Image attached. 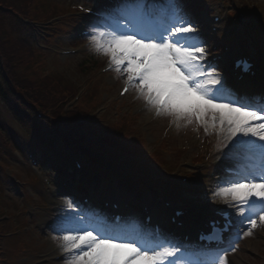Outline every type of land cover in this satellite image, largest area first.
<instances>
[{
	"label": "snow or ice",
	"instance_id": "obj_1",
	"mask_svg": "<svg viewBox=\"0 0 264 264\" xmlns=\"http://www.w3.org/2000/svg\"><path fill=\"white\" fill-rule=\"evenodd\" d=\"M87 11L92 18L85 38L91 51L108 58L107 70L122 82V95L135 94L147 111L178 129L195 126L217 137L216 159L224 163L199 201L223 207L212 209L219 219L200 234L206 243L193 244L152 226L150 217L122 219L66 196L52 237L66 254L64 264H227L240 240L264 228V47L259 90H242L218 70L219 57L209 59L217 30L190 10L188 0H108ZM244 15L230 23L243 22ZM247 23L264 36V18ZM241 65L248 73L250 65ZM89 123L117 152L138 153L134 144Z\"/></svg>",
	"mask_w": 264,
	"mask_h": 264
},
{
	"label": "rangeland",
	"instance_id": "obj_2",
	"mask_svg": "<svg viewBox=\"0 0 264 264\" xmlns=\"http://www.w3.org/2000/svg\"><path fill=\"white\" fill-rule=\"evenodd\" d=\"M90 1L91 0H87V2H84V4H88ZM35 2L36 0H26V5L30 4L28 7L30 14L28 17L29 20L46 21L53 15L55 16L65 12L62 8L54 6L48 0H39L37 4H35ZM211 4L215 7L214 11L217 12L218 4L213 1ZM221 9L224 10V12L227 11V9L224 7H221ZM220 11L221 10H219V12ZM45 13H49L48 16L42 19L35 18L36 15ZM5 24L12 36L16 38L17 34L14 30V23L10 24L6 22ZM57 26V30H47V33L50 35L49 37L53 39L54 42V44L49 46L50 49H53V47L58 43V40H61V44H64L63 38L65 37L63 36L73 31V26H69L63 21H61ZM51 35H53V37ZM10 50L11 49L7 45V42H4L2 39H0V56L4 57V60L7 62H11V57L8 56L11 54L8 53ZM28 70L30 71V68H28ZM9 76L16 82V85L18 86V92L24 94L34 90L33 85H27L25 82H21L22 80L26 81L29 79L28 71L23 66L13 65ZM117 88L118 87H115V89ZM132 97H134V94ZM114 100L117 101V99ZM134 110L136 114L140 115L139 117H141L140 119L143 121L145 127L151 129L154 133V137L152 138L153 143L150 147H148L152 153L154 152L153 156H151L153 161L150 162L148 161L149 159L142 160L137 157H128L119 152H117V154H111L110 150L102 151V153L110 155L117 164L122 166L127 171V176H147V178L151 179L155 184H158L162 178V175L160 173H156V170L173 173L176 175L175 177H178L179 175L184 176V174L192 175V173L188 172L187 170H184L183 174L178 172L177 167L188 169L187 166L189 165H184L183 163L194 162V158L198 157L200 154H205L206 159L209 160L208 162L214 163V159L219 154L217 151L216 136L214 140L213 138L211 139L212 142L214 141V145L212 143L210 147H206L202 143L204 141H202V137L197 138L198 129L195 126L178 129L166 118H157L154 113L149 111L141 113L140 106H137ZM1 119L8 121V118H5L3 115H1ZM90 139H92V142L95 144L94 149L99 152L97 148V141H94L91 137ZM161 143L167 145V150H160L162 149V147H159ZM0 148V229H2L1 231L5 233L6 237H8L1 238L0 240V255L3 258V262L1 263L34 264V261L32 260H34L36 257L32 255V250L35 249V246L40 248L41 255H50L52 254V252H50L51 249L59 247L55 246L53 242L50 241V237H48L49 235L43 236V238H41L38 233H34L30 229L28 222L36 223L35 216L41 210L39 209L37 202H35V191L37 189L34 187H29L25 190L27 200L20 199L18 194L10 193L16 192L20 194L21 186L15 183V180L12 177L18 173L24 172V170L18 168L19 163L14 161V155L10 151L4 150L3 147ZM39 153L41 154V158L49 156V159H55V163L60 162V157H56L55 155L51 156L46 149H44V151L39 150ZM178 155L180 156L178 157ZM155 160L157 162H155ZM125 164H131L133 169H128L127 165ZM214 168L215 167L212 165L211 169ZM41 204L42 203H40V205ZM7 221L10 224L3 226V223H6ZM18 225L20 227H25V229L21 228V230H18ZM14 233L15 238L12 237V234ZM32 242L35 245H33ZM36 251L38 254L39 249ZM64 261L62 263L60 262L59 264H64ZM227 264H264V228H257L253 236L240 240L236 251L230 252L228 254Z\"/></svg>",
	"mask_w": 264,
	"mask_h": 264
},
{
	"label": "trees",
	"instance_id": "obj_3",
	"mask_svg": "<svg viewBox=\"0 0 264 264\" xmlns=\"http://www.w3.org/2000/svg\"><path fill=\"white\" fill-rule=\"evenodd\" d=\"M11 1H16V0H11ZM10 0H0V7H5V8H8L10 7ZM15 4H13L12 6H14ZM8 6V7H6Z\"/></svg>",
	"mask_w": 264,
	"mask_h": 264
}]
</instances>
